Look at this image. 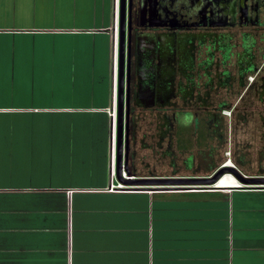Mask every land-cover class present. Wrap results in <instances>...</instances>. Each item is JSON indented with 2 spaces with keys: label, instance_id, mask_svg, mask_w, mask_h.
Returning a JSON list of instances; mask_svg holds the SVG:
<instances>
[{
  "label": "crops",
  "instance_id": "crops-1",
  "mask_svg": "<svg viewBox=\"0 0 264 264\" xmlns=\"http://www.w3.org/2000/svg\"><path fill=\"white\" fill-rule=\"evenodd\" d=\"M116 8L0 0V264H264V186L233 176L143 187L113 176ZM145 152L137 177L160 175L165 165Z\"/></svg>",
  "mask_w": 264,
  "mask_h": 264
},
{
  "label": "flooded vegetation",
  "instance_id": "flooded-vegetation-1",
  "mask_svg": "<svg viewBox=\"0 0 264 264\" xmlns=\"http://www.w3.org/2000/svg\"><path fill=\"white\" fill-rule=\"evenodd\" d=\"M115 19L124 24L130 178L210 179L243 167L253 163L243 154L253 147L240 143L243 133L260 142L262 173L254 176L264 178V0H117ZM142 148L156 152L155 167L168 161L176 173L209 164L213 172L185 177L155 169L137 177Z\"/></svg>",
  "mask_w": 264,
  "mask_h": 264
},
{
  "label": "water",
  "instance_id": "water-1",
  "mask_svg": "<svg viewBox=\"0 0 264 264\" xmlns=\"http://www.w3.org/2000/svg\"><path fill=\"white\" fill-rule=\"evenodd\" d=\"M117 9V8H116ZM122 14V13H121ZM114 40H113V49L114 53L119 54V84H118V104H117V125H116V180L123 183L124 185L134 186V185H143V187H155V186H168L174 184H216L226 175V173H233L234 176L241 182L238 185H262L264 186V178H249L247 175L237 172L231 167L223 168L220 170L213 178H194V179H175V178H148V179H131L129 172L127 171L128 159L126 152L129 150V144L125 139V127L124 119L125 113L124 108V87H123V76H122V58L124 51V24L122 21L116 22L114 28ZM124 171L127 174V177H124Z\"/></svg>",
  "mask_w": 264,
  "mask_h": 264
},
{
  "label": "rangeland",
  "instance_id": "rangeland-1",
  "mask_svg": "<svg viewBox=\"0 0 264 264\" xmlns=\"http://www.w3.org/2000/svg\"><path fill=\"white\" fill-rule=\"evenodd\" d=\"M106 43H107V41H104V43H103V47L104 48H106V49H108V46L106 47ZM68 44V48H75L76 47V45H75V43H72V42H68L67 43ZM78 47H82L83 49L81 50H79V52H80V54H82V55H85V53L86 54H88V53H90L91 54V48H89V49H85L84 47H91V46H87V45H82V43H81V41H80V43H79V46ZM102 47V48H103ZM109 52V51H108ZM110 52H111V48H110ZM107 52H104V54H106ZM101 55H102V53H100ZM105 58V57H104ZM57 59H59V60H61V58H57ZM54 58H50V64H53L54 63ZM116 79V78H115ZM239 141H240V143H242V144H247V142H252L253 143V147L252 148H250L251 150H250V153H249V150H247V151H245L246 149H244V155L246 156V155H248L247 156V160H249L248 162H250V160L251 159H253V163L252 162H250V164H247V165H245V166H243V167H240V168H237L235 165H232V166H228V167H231V168H233V169H235L237 172H241L242 174H245L247 171H246V169L247 170H249V169H253L252 171H254L255 173L256 172H259V169H260V167H259V162H262V159H257L256 158V156L259 158V147H258V145L260 144V142H258V139L255 137V136H253V135H251V133L250 134H247V133H243V134H241V135H239ZM246 147V146H245ZM248 148V147H247ZM144 152V151H143ZM249 153V154H248ZM145 154H146V157L145 158H149V153H146L145 152ZM235 155H236V153H235ZM144 156V155H143ZM230 156V154L228 153V157ZM231 158L232 159H234V155L232 156L231 155ZM259 160V161H258ZM165 164H168V161H165L164 162ZM155 165V164H154ZM209 164H207V165H205V166H208ZM237 165V164H236ZM246 168V169H245ZM171 169L169 168V167H167V165H165L163 168H160L159 169V173H161L160 175H169V174H171ZM250 171V170H249ZM264 171V170H263ZM232 175H234L233 173H232ZM247 175H249V174H247ZM254 177H256V176H251V177H249V178H254Z\"/></svg>",
  "mask_w": 264,
  "mask_h": 264
},
{
  "label": "bare ground",
  "instance_id": "bare-ground-1",
  "mask_svg": "<svg viewBox=\"0 0 264 264\" xmlns=\"http://www.w3.org/2000/svg\"><path fill=\"white\" fill-rule=\"evenodd\" d=\"M232 179H233V175L230 174V173H227V174L222 178V184H223V185H224V184L226 185V184H228V183H231V182H233Z\"/></svg>",
  "mask_w": 264,
  "mask_h": 264
},
{
  "label": "built area",
  "instance_id": "built-area-1",
  "mask_svg": "<svg viewBox=\"0 0 264 264\" xmlns=\"http://www.w3.org/2000/svg\"><path fill=\"white\" fill-rule=\"evenodd\" d=\"M111 114L114 115V117H115V119H114V127H115V129H116V121H117V120H116V118H117V115H116V109L113 110ZM115 133H116V132H115ZM115 174H116V173H115V170H114V172H113V176H114V177H115ZM123 174H124L125 177H127V174H126L125 171H124ZM120 186H122V185H120ZM113 187H114V185H113Z\"/></svg>",
  "mask_w": 264,
  "mask_h": 264
},
{
  "label": "clouds",
  "instance_id": "clouds-1",
  "mask_svg": "<svg viewBox=\"0 0 264 264\" xmlns=\"http://www.w3.org/2000/svg\"><path fill=\"white\" fill-rule=\"evenodd\" d=\"M116 54H117V52H116ZM117 73H118V65H117ZM116 77V76H115ZM115 83H116V81H115ZM118 86V85H117ZM117 113V112H116ZM116 120H117V118H116ZM116 125H117V121H116ZM114 130H115V132H116V129H115V127H114ZM115 155H116V153H115ZM115 172H116V169H115ZM125 177V176H124Z\"/></svg>",
  "mask_w": 264,
  "mask_h": 264
}]
</instances>
